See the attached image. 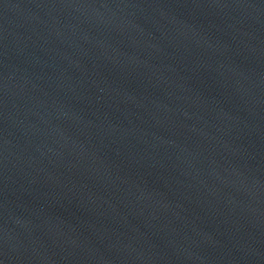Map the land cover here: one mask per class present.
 <instances>
[{
	"label": "water",
	"instance_id": "1",
	"mask_svg": "<svg viewBox=\"0 0 264 264\" xmlns=\"http://www.w3.org/2000/svg\"><path fill=\"white\" fill-rule=\"evenodd\" d=\"M264 263V0H0V264Z\"/></svg>",
	"mask_w": 264,
	"mask_h": 264
}]
</instances>
